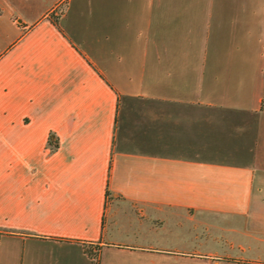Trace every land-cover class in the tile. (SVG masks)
Returning a JSON list of instances; mask_svg holds the SVG:
<instances>
[{
    "label": "crops",
    "instance_id": "crops-1",
    "mask_svg": "<svg viewBox=\"0 0 264 264\" xmlns=\"http://www.w3.org/2000/svg\"><path fill=\"white\" fill-rule=\"evenodd\" d=\"M0 264H264V0H0Z\"/></svg>",
    "mask_w": 264,
    "mask_h": 264
}]
</instances>
